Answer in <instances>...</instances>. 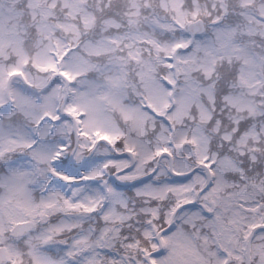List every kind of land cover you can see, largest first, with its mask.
Here are the masks:
<instances>
[{"label":"snow or ice","instance_id":"obj_1","mask_svg":"<svg viewBox=\"0 0 264 264\" xmlns=\"http://www.w3.org/2000/svg\"><path fill=\"white\" fill-rule=\"evenodd\" d=\"M0 264H264V0H0Z\"/></svg>","mask_w":264,"mask_h":264}]
</instances>
